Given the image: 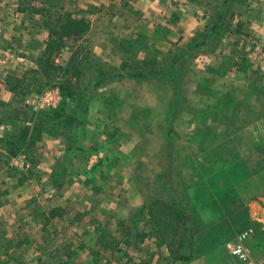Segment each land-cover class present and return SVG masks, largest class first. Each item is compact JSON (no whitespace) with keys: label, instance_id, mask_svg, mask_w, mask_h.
<instances>
[{"label":"rangeland","instance_id":"rangeland-1","mask_svg":"<svg viewBox=\"0 0 264 264\" xmlns=\"http://www.w3.org/2000/svg\"><path fill=\"white\" fill-rule=\"evenodd\" d=\"M67 14L84 30L44 53L42 24ZM53 57L60 69L42 73L37 61ZM196 75L198 107L185 99ZM7 76L21 81L19 95ZM224 78L237 90L227 105L209 97ZM67 84L72 96L59 89L54 108L24 102ZM59 108L67 118L43 117ZM193 110L197 129L180 131L181 112ZM258 120L264 0H0V264H247L232 253L239 243L260 258L240 232L249 198L264 197V175L228 168L248 145L226 141ZM181 132L203 148L213 141L214 166L199 172L201 162L184 159ZM151 196L183 204L174 254L188 259L155 234L141 208ZM53 208L60 216L50 217Z\"/></svg>","mask_w":264,"mask_h":264},{"label":"crops","instance_id":"crops-1","mask_svg":"<svg viewBox=\"0 0 264 264\" xmlns=\"http://www.w3.org/2000/svg\"><path fill=\"white\" fill-rule=\"evenodd\" d=\"M247 18H245L246 22H248V21L251 22L252 18L249 20H247ZM202 77L203 76L200 77L199 75H196L194 77V82H196L195 83L194 96L191 97V94L189 96H187L185 94V99L187 101L190 99L189 101L192 102V105H194L195 107H198L200 102H201L198 100L197 95L200 94L199 93V91H200L199 85L202 81ZM193 83H191V84H193ZM213 85L214 86L209 91L210 92L209 97L212 98L217 93L218 95H216L215 98L224 99L225 102H227V103H225V105L228 104V101H230L229 99H233L232 98V95H233L232 92L237 91L235 89V85H233L231 82L227 81L225 78L213 81ZM167 95H171V94L168 93ZM167 101H168V99H167ZM169 108H170V104L168 103V106H167V103H165L164 108L160 109L161 114H163L166 117V114H167V111H169ZM84 109H86V108H84ZM77 111L80 114L83 113V110L81 111V110L77 109ZM87 113H88V109L85 110L84 114H87ZM177 113H176V115H177ZM190 113H191V116L193 114V117L186 118L183 111L181 112L182 120L179 122L178 127H179L180 131H187V133H189L188 131H190V133L192 134L193 131L197 129L196 128L197 124L195 121L198 118H196L194 116V114L197 113L196 110H193ZM163 121H166V120L163 118ZM164 123H166V122H164ZM255 128H261V129L264 128V121L263 120H258L256 122L250 121V122H248V124L246 126H243L241 128L236 127L237 136L235 135L233 137V139H231L230 137L227 138L228 140L226 139L227 144H229V143L231 145L234 144V146L241 147V145L246 144V143L248 145L247 148L246 147L238 148L239 154L233 159V162L235 163V165H234V163H229L227 165L228 168L233 169L235 171L236 168L244 165V167L251 170V172H257V174H255V176H257L259 174V172H261V175H264V135L258 136V135H255L257 133L252 134L251 131ZM180 135H181V137H183V138H180V137L178 138V140H180L181 147L183 145H186V147H185L186 152L184 154V159H191V161L193 160L194 162H196L197 165L199 164V162H201L200 169L198 170L199 172L204 171L206 169V167H207V169L210 168L214 164V162H215V160H217V158L214 159V157H212L210 154V152H211L210 149L214 147L213 141H209V139H207L208 140L207 142H209L210 145L208 143H203V145L205 144L207 147V148H203L198 142H193L194 140L188 139L187 138L188 134H186V132H181ZM232 140H233V143H232ZM187 141L191 142L189 146L187 144ZM193 145H195V148H196L195 156L193 154H190V152H188V150L189 151L193 150ZM231 165H234L233 168L231 167ZM136 174H137V172H136ZM198 176L200 178L202 176V178H204V180H205V178L210 177L209 175H207V177H205L206 172L204 173V175L199 174ZM199 181H200V179L196 182V184H195L196 187L194 186L195 189L197 188V191L199 190V187H201V186H199L200 185ZM197 185H198V187H197ZM260 190L262 191V189H260ZM151 199H152V196L149 197L146 202L148 203ZM146 204H145V206L143 204V206L141 207V208H145V211H146ZM244 210H245L244 211L245 212L244 223H245L246 227L244 228V230L242 232H240V239H242L244 241L249 240V239L253 240L254 245L256 246L257 250L261 251L259 254L260 258H256L254 261H251V259H250V248L248 247L249 248L248 249L247 245L245 244L246 248L248 249V256H249V261L251 262V264H264V197L263 196L258 197V201L255 200L254 198H249V200L247 201V203L244 206ZM244 232H246V233L248 232V233L244 238H242L241 235Z\"/></svg>","mask_w":264,"mask_h":264},{"label":"trees","instance_id":"trees-1","mask_svg":"<svg viewBox=\"0 0 264 264\" xmlns=\"http://www.w3.org/2000/svg\"><path fill=\"white\" fill-rule=\"evenodd\" d=\"M53 21L55 24H52V22H44L42 24V28L48 31V35L51 37L46 41V47H45V52L44 53H49L51 54L52 51L57 50L61 45L62 42L65 40V38H70L72 35L79 36L82 31L84 30L83 26V21L78 18H72L70 14H67L65 17V20H61L59 17ZM41 25V24H40ZM86 27V26H84ZM44 62V68L42 70V73L48 72V70H54L51 74L53 76L55 74V70L60 69L59 66H56L54 62V57L53 58H47V60H39L37 63L41 67L42 63ZM236 66V63H235ZM70 79V78H69ZM21 81L18 78H13V80L10 79L9 76L6 77L5 79V84L9 87V90L13 92L15 95H19L20 92L19 86H20ZM60 86V85H59ZM59 89L62 91H65L66 94L69 97L72 96V93L70 92L71 88L70 85L67 84V86H60ZM45 114L43 117L45 119H53V118H61L63 117L64 119L67 118L68 116V110L59 108L58 110H52V114L49 113ZM42 117V118H43ZM53 117V118H52ZM70 117V116H69ZM41 118V119H42ZM74 120V119H73ZM42 126V124L37 122L34 124V128H39ZM29 129V128H25ZM28 132V130L26 131ZM18 136L11 134L10 136L8 135L6 139V144H13L14 142L10 141L9 139H17ZM10 153H15L13 149L9 150ZM181 203L177 202H171L165 198H154L151 199L147 204H146V214L148 216L149 222L152 223L153 229L155 231V234L160 238V240L165 243L171 250V253L173 254L175 259L178 260H185L188 258H185L184 256H177L175 255L174 247L176 248L177 243L181 244L182 239H180L178 236L181 234V226L182 224L185 223L186 219V214L184 213L182 209V205L180 207ZM55 216H60V213L57 208H53L50 211V217H55ZM142 238L143 236L140 235Z\"/></svg>","mask_w":264,"mask_h":264},{"label":"built area","instance_id":"built-area-1","mask_svg":"<svg viewBox=\"0 0 264 264\" xmlns=\"http://www.w3.org/2000/svg\"><path fill=\"white\" fill-rule=\"evenodd\" d=\"M61 99V92L58 87L50 88L45 90L42 94L37 95L35 97H31L28 99H25L24 102H26L28 105H31L32 110L34 112H38L40 109L44 108H54L56 107V103ZM16 161H19L20 163L23 160V157L20 155H17ZM22 165V164H21ZM248 233V232H247ZM246 232H244L241 236L244 238L247 235ZM233 255H235L240 260L246 262L247 264H251L249 261L248 256V249L243 243L237 244L232 249Z\"/></svg>","mask_w":264,"mask_h":264}]
</instances>
